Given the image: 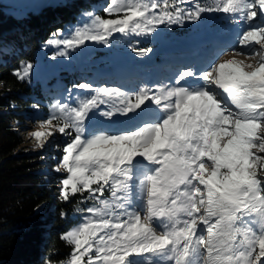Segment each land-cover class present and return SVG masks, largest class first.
<instances>
[{
  "label": "snow or ice",
  "instance_id": "6c2138e0",
  "mask_svg": "<svg viewBox=\"0 0 264 264\" xmlns=\"http://www.w3.org/2000/svg\"><path fill=\"white\" fill-rule=\"evenodd\" d=\"M103 11L116 18L86 11L85 23L57 30L51 58L222 13L247 26L233 56L255 63L219 60L220 48L204 67L180 61L167 82H82L50 106L48 131L30 133L35 147L68 137L55 168L66 173L60 198L94 202L61 234L72 246L63 264H264V0H110ZM128 47L141 58L153 51ZM33 69L23 62L13 74L29 80Z\"/></svg>",
  "mask_w": 264,
  "mask_h": 264
},
{
  "label": "trees",
  "instance_id": "16d2710c",
  "mask_svg": "<svg viewBox=\"0 0 264 264\" xmlns=\"http://www.w3.org/2000/svg\"><path fill=\"white\" fill-rule=\"evenodd\" d=\"M109 2L64 0L28 10L21 16L7 12L0 2V264L64 261L72 252V246L61 239V234L81 219L83 212L78 209L94 203L91 200L82 203L81 194L70 197L67 202L61 200L59 182L66 173L63 170L56 172L55 168L62 158L63 146L70 140L55 133L48 138L45 147L30 148L25 135L28 130L25 122L46 120L50 106L68 96L67 90L74 84L91 81L100 86L132 90L144 83L141 72L138 75L142 76L141 79L135 76L137 68L114 70L110 60V64L96 70L84 61L61 65L44 78L30 81H21L13 74L22 62L35 60L36 49L53 30L69 18L73 19L80 10L94 5L105 15L103 9ZM238 26L233 24L234 29L229 28V33ZM219 27L199 40L196 38L198 31L187 30L189 33L181 38L169 35L166 40H174L175 37L177 40L168 48L156 51L157 54L162 53L164 59L159 65L160 73L154 79L157 80L160 74L167 77V72L171 74L177 68L168 63L173 61V56H191L189 58L193 59L199 47L212 45L217 48L224 44L219 36ZM154 62L137 61L134 65L149 67ZM125 76L129 78L124 79ZM76 91L78 89H73V92ZM46 166L51 170L44 169ZM61 211L65 213L63 218Z\"/></svg>",
  "mask_w": 264,
  "mask_h": 264
},
{
  "label": "rangeland",
  "instance_id": "374dc122",
  "mask_svg": "<svg viewBox=\"0 0 264 264\" xmlns=\"http://www.w3.org/2000/svg\"><path fill=\"white\" fill-rule=\"evenodd\" d=\"M60 1L64 0H0V2L3 5V8L7 12H11L15 16H21L27 13L28 10H36L41 8L43 5L46 4H56ZM203 2L211 3L212 0H203ZM98 7L97 5L92 6L90 9H83L80 10L78 13L75 14L74 18H69L67 21L64 22V24L53 30L51 35L46 39L45 42H43L40 47H38L35 51V60L33 61H25V62H31L34 65V69L31 73L30 81L33 78H44L46 75L51 74L52 72H55L59 66L65 65V64H74L75 62H81L84 61L87 64H90L93 70H96L97 68H101L103 65L110 64L109 60L113 63L112 68L114 70H133L138 69L136 73V78H142V81L144 83L149 84L151 86L152 84L160 81L165 80L166 76H160L154 79V77L158 76L160 73V64L161 61L164 59V55L162 53L157 54L156 51L159 49L162 50L165 47L168 48L171 46L172 42H176V37H182V35H186L189 32H197L198 36L196 37L197 40L205 36L209 31H212L213 29L219 27V36H221V40L224 42V44H220L217 48H214L212 45H204L202 47H199V50L195 52L194 58L191 59L184 56H173V61L170 60V65L173 67H178L179 62L183 61L185 63H197L200 67H204L206 63L211 62L214 58V53L219 51L220 48H224L225 51L219 56V60H228V59H236L239 61H244L245 63H255L254 59H247L244 55L239 56H233L232 52L230 51L231 48L236 47L239 48L238 44V37L242 33L243 30L247 27L243 24H238V28L236 30H231V33H229V28L234 29L233 23L231 20L228 19V17L225 14L222 13H204L202 14V19L198 22H185V24L181 26H173L171 29H165L163 26H161L160 31L158 34H154L152 37L149 38H142V37H133L128 38L124 37L119 33H115V40L113 42L114 46L105 47L93 42H86L87 47L81 48L80 51L73 53L72 56L69 59L65 58H57L53 60L51 57L53 53L56 51V48L53 46H45L46 42L53 37V34L57 32V30H60L62 35H66L69 30L73 29L78 24H83L87 21V18L82 17V13L86 11H94L95 14L100 15L102 18H116L115 16H109L107 14L102 15L99 10L96 9ZM107 7V6H106ZM105 8V7H104ZM229 24L230 26L225 25ZM189 30V32H187ZM232 36V39L230 35ZM169 35L176 36L174 40H166ZM193 35V34H192ZM146 40H150L151 42H146ZM134 43L136 48H151L153 51L149 54L148 57L141 58L136 55L135 52L132 51L131 48L128 47L129 43ZM259 47L258 45L256 46ZM184 57V58H182ZM181 59V60H180ZM155 61L154 65H150L149 67L144 65H134L137 61ZM99 61L101 63H99ZM169 61V60H168ZM202 62V63H201ZM23 63V62H22ZM22 63L20 64V67L22 66ZM18 68V69H19ZM141 72L142 76H138ZM169 76L172 75V73ZM163 74V73H162ZM129 78L127 76L124 77V79ZM154 79V80H153ZM153 80V81H152ZM152 81V82H151ZM165 82H167L165 80ZM202 83V82H201ZM217 91H220L217 89ZM73 97H75L77 94H86L85 90H78L76 92H73ZM67 97V96H66ZM154 107V106H153ZM25 124L27 125V145L30 148H36L35 145L37 143L36 139L30 136V133L33 131H48L47 128L41 127V123H32L29 121H26ZM43 139V138H41ZM44 169L51 170L47 166L44 167ZM110 197V193L106 194V197ZM85 215V213H82V216ZM81 216V217H82ZM81 222V219L72 225L68 230L72 229L74 226L78 225ZM66 230L65 232H67ZM63 232V233H65ZM64 261L52 263V264H63ZM200 264H203V258L200 259Z\"/></svg>",
  "mask_w": 264,
  "mask_h": 264
}]
</instances>
